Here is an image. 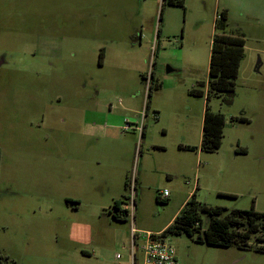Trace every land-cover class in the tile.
Wrapping results in <instances>:
<instances>
[{
	"label": "rangeland",
	"instance_id": "374dc122",
	"mask_svg": "<svg viewBox=\"0 0 264 264\" xmlns=\"http://www.w3.org/2000/svg\"><path fill=\"white\" fill-rule=\"evenodd\" d=\"M181 1L0 0V264H130L132 216L162 233L190 192L224 214L264 213V0ZM224 10L245 58L233 102H208L225 116L223 142L182 150L202 139L206 98L190 91L207 90ZM141 119L140 157L129 138L139 133L123 129ZM137 170L131 205L124 179ZM168 241L187 264H264L255 236L244 249Z\"/></svg>",
	"mask_w": 264,
	"mask_h": 264
},
{
	"label": "trees",
	"instance_id": "16d2710c",
	"mask_svg": "<svg viewBox=\"0 0 264 264\" xmlns=\"http://www.w3.org/2000/svg\"><path fill=\"white\" fill-rule=\"evenodd\" d=\"M165 1L163 0V4ZM167 3L183 6L181 0H167ZM226 26L227 12L224 10L215 23L218 32L213 35L212 39L207 90L205 92L201 89L205 86V83L202 82L199 83L200 88L190 91L191 95L206 98L201 143L199 146L180 145L179 148L182 150L215 152L222 145L226 119L222 113L211 111L208 102L212 96L222 97L223 102L227 105L233 102L236 92V79L241 62L245 58V39L241 36L226 34ZM159 33L160 30L157 34ZM159 86L160 84L156 87ZM153 87L154 85L151 84L148 89L145 104L147 110L150 108V96ZM238 120L247 121L244 117H240ZM142 137L144 138V133ZM127 187L128 178L125 181V188L128 191ZM125 198L126 195L122 199ZM156 199L160 202L168 200L159 196ZM120 204H123V200L114 202L113 207L118 213L113 216L117 220L124 221L126 217L121 213L127 211H122ZM224 211H226L225 208L201 203L193 193L173 222L164 229L162 235L168 237L169 234L180 235L184 233L198 243L226 248L235 246L240 249L250 248L249 241L253 236L259 243L264 242L262 235L264 232V213L257 212L254 208L251 210L232 209L226 214ZM202 215H207L209 218L206 225L203 223ZM255 250L264 252V246H257Z\"/></svg>",
	"mask_w": 264,
	"mask_h": 264
},
{
	"label": "built area",
	"instance_id": "2783aa9c",
	"mask_svg": "<svg viewBox=\"0 0 264 264\" xmlns=\"http://www.w3.org/2000/svg\"><path fill=\"white\" fill-rule=\"evenodd\" d=\"M155 117L158 118L157 115ZM144 127V120L141 119L140 122L134 124L133 126L129 124L123 129L124 131H130L132 129L136 130L139 133L138 149L139 146H141V141L143 139L142 134L144 133ZM127 188L130 193V202L132 205L134 200V191L137 188L136 172H133L132 176L128 178ZM167 195L168 192L165 191L161 198L166 199L168 198ZM124 207L126 209L129 208V206L126 204L124 205ZM131 235L132 244L129 248L130 264H136L138 250L140 251L141 255V264H187L177 259L176 250L173 245L168 241V237L163 236L162 233L152 234L150 232L145 233L142 231H138L135 228L133 216L131 223ZM117 258H121V255L118 254Z\"/></svg>",
	"mask_w": 264,
	"mask_h": 264
},
{
	"label": "crops",
	"instance_id": "0c3cea01",
	"mask_svg": "<svg viewBox=\"0 0 264 264\" xmlns=\"http://www.w3.org/2000/svg\"><path fill=\"white\" fill-rule=\"evenodd\" d=\"M150 106H151V104H150ZM145 127H146V125H145ZM132 131H135L136 132V130H132ZM145 135H146V129H144V138H145ZM130 142H132V143H135V146H136V148L138 149V144H139V139H137V136L136 135H131L130 137ZM143 138V139H144ZM143 139H142V141H141V146L143 145ZM138 141V142H137ZM200 143H201V141H200ZM200 145V144H199ZM141 146H140V153L141 154H139V156L141 155L142 156V151H141ZM189 146H192V145H189ZM135 148V156H137V149ZM140 156V157H141ZM135 158V157H134ZM139 160V159H138ZM166 172H168L167 174H168V176H170V177H174L175 175H176V173H177V171L176 172H174V171H166ZM127 178H129V173H126V176H125V179H124V184H125V181H126V179ZM136 178H137V185H138V183H140L141 182V178H140V174L138 173V170H137V173H136ZM191 194H192V192H190L189 194H188V196L186 197V199L184 200V203H183V205H182V207L185 205V203L188 201V199L191 197ZM168 199V198H167ZM181 207V208H182ZM120 209L121 210H126L127 212H128V209H126L125 207H124V205L122 206V205H120ZM173 222V221H172ZM169 226V225H168ZM167 227V226H166ZM165 227V228H166ZM176 257H177V259L178 260H182V261H185V262H190V261H192V259H191V257L190 256H186V255H182V254H176Z\"/></svg>",
	"mask_w": 264,
	"mask_h": 264
},
{
	"label": "flooded vegetation",
	"instance_id": "af4514ba",
	"mask_svg": "<svg viewBox=\"0 0 264 264\" xmlns=\"http://www.w3.org/2000/svg\"><path fill=\"white\" fill-rule=\"evenodd\" d=\"M5 63L4 59L2 58L1 59V62H0V67Z\"/></svg>",
	"mask_w": 264,
	"mask_h": 264
},
{
	"label": "water",
	"instance_id": "95a60500",
	"mask_svg": "<svg viewBox=\"0 0 264 264\" xmlns=\"http://www.w3.org/2000/svg\"><path fill=\"white\" fill-rule=\"evenodd\" d=\"M172 69L171 68H167V72H170Z\"/></svg>",
	"mask_w": 264,
	"mask_h": 264
}]
</instances>
